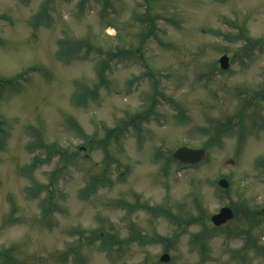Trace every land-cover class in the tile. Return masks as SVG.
Listing matches in <instances>:
<instances>
[{
  "label": "rangeland",
  "instance_id": "374dc122",
  "mask_svg": "<svg viewBox=\"0 0 264 264\" xmlns=\"http://www.w3.org/2000/svg\"><path fill=\"white\" fill-rule=\"evenodd\" d=\"M0 264H264V0H0Z\"/></svg>",
  "mask_w": 264,
  "mask_h": 264
},
{
  "label": "water",
  "instance_id": "95a60500",
  "mask_svg": "<svg viewBox=\"0 0 264 264\" xmlns=\"http://www.w3.org/2000/svg\"><path fill=\"white\" fill-rule=\"evenodd\" d=\"M219 62L222 68H226L228 66V56L226 54H222L219 58ZM204 149L194 148V147H188L185 145H181L177 147L175 150L172 151V156L175 159H178L180 161H191L195 162L203 157ZM218 183L225 187L228 185V181L225 178H220L218 180ZM233 211L229 206H223L220 208V210L217 213L212 214L211 219L215 224H220L230 217H232ZM168 258L167 253H163L160 256V259L166 260Z\"/></svg>",
  "mask_w": 264,
  "mask_h": 264
},
{
  "label": "trees",
  "instance_id": "16d2710c",
  "mask_svg": "<svg viewBox=\"0 0 264 264\" xmlns=\"http://www.w3.org/2000/svg\"><path fill=\"white\" fill-rule=\"evenodd\" d=\"M132 121L134 120V117L131 119ZM129 123V120L125 122V124ZM214 128V132L216 135H219L221 133V126H216V127H213ZM115 130H120V128H114Z\"/></svg>",
  "mask_w": 264,
  "mask_h": 264
}]
</instances>
